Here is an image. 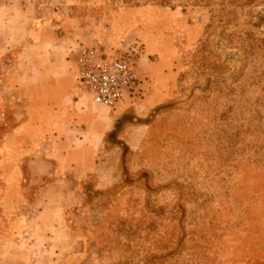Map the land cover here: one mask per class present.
Returning <instances> with one entry per match:
<instances>
[{
	"label": "rangeland",
	"instance_id": "374dc122",
	"mask_svg": "<svg viewBox=\"0 0 264 264\" xmlns=\"http://www.w3.org/2000/svg\"><path fill=\"white\" fill-rule=\"evenodd\" d=\"M229 1L0 0V33L20 32L19 47L49 52L57 67L91 47L128 60L140 81L119 116L122 103L85 101L96 121L115 120L84 154L96 173L73 180L41 164L49 142L4 164V136L26 118V98L6 95L0 264H264V0ZM155 87L161 101L146 109ZM230 115L253 133L238 145L244 172L228 174L230 156L217 158L215 148L229 136L214 133ZM125 129L141 137L135 150L121 139ZM68 177L66 189L41 191Z\"/></svg>",
	"mask_w": 264,
	"mask_h": 264
},
{
	"label": "crops",
	"instance_id": "0c3cea01",
	"mask_svg": "<svg viewBox=\"0 0 264 264\" xmlns=\"http://www.w3.org/2000/svg\"><path fill=\"white\" fill-rule=\"evenodd\" d=\"M19 34L17 32L7 37L0 33V63H5L1 58L9 51L16 48L19 50L17 58L8 60L3 65L6 66V71L0 72V116L1 104L6 95L13 93L26 98L25 120L4 136V146L8 151L4 164L17 165L20 158L33 154L44 142H49L45 161L41 164L54 167L56 172L62 174L71 172V180L96 173L98 165H92L84 154H89L87 152L97 148L102 142L104 132L113 125L115 119L96 121L92 108L83 107L88 100L75 91L74 68L68 58L65 64L62 62L61 66L57 67L54 60L49 59V52L46 56L39 47L28 44L19 47L21 45L16 43L21 38ZM29 55L31 58H28ZM3 66L0 65V71L1 68L4 69ZM161 85L166 86L167 83H160ZM159 90L160 87H155L146 92L145 95L148 96L143 102L146 109L161 101L162 93ZM126 98L121 102L122 105L113 111V115L119 116L124 112L127 103L123 102ZM90 122H96L93 131H89ZM121 139L129 150L138 148L142 141L140 135L132 139L126 129L122 132ZM69 181V177L60 179L46 185L41 191L66 189Z\"/></svg>",
	"mask_w": 264,
	"mask_h": 264
},
{
	"label": "built area",
	"instance_id": "2783aa9c",
	"mask_svg": "<svg viewBox=\"0 0 264 264\" xmlns=\"http://www.w3.org/2000/svg\"><path fill=\"white\" fill-rule=\"evenodd\" d=\"M74 68L75 91L90 103L113 109L139 86L133 65L106 57L91 47H79L68 57Z\"/></svg>",
	"mask_w": 264,
	"mask_h": 264
},
{
	"label": "trees",
	"instance_id": "16d2710c",
	"mask_svg": "<svg viewBox=\"0 0 264 264\" xmlns=\"http://www.w3.org/2000/svg\"><path fill=\"white\" fill-rule=\"evenodd\" d=\"M229 5L231 6H235V7H242L243 5H245L244 1L243 0H230L229 1ZM213 21H216V19H214L213 17ZM220 21V20H218ZM241 111H239V114H240ZM229 115V114H228ZM236 117L234 116H227L226 119L223 118V117H220V123L223 122V123H228L226 125H221V124H218L216 126V129H217V132L214 133V135L217 137L218 134H220V132L223 133V135H227L229 136V141L227 143H225L226 145H223V143H220L219 141V138H217V141L218 143V146L215 148V151H216V154H217V158H221L220 156L218 155H221V152L223 153H227L230 158L229 160L225 162V164L223 165L224 167V170L228 172L232 171L233 173L236 172V170L238 168H240L239 171L241 172H244L243 170L245 169L244 166L246 165L247 163V160L246 158H243V149H240L238 147L239 144H242L243 142H245V139H246V135L247 134H252L253 131H250L248 129H245L242 125H237V126H233L232 125V121L231 120H236L237 121V118L235 119ZM169 138H172V137H169ZM256 154V153H255ZM253 154V155H255ZM242 155V158L240 157ZM216 156V155H214ZM255 165H257V163H254ZM260 165H264V164H260ZM237 179H240L239 182H241V180L243 179V177H235ZM237 183V182H236Z\"/></svg>",
	"mask_w": 264,
	"mask_h": 264
}]
</instances>
